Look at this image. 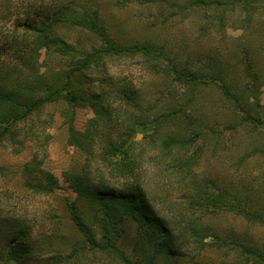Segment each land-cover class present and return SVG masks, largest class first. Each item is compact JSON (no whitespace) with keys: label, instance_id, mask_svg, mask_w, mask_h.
Here are the masks:
<instances>
[{"label":"trees","instance_id":"obj_1","mask_svg":"<svg viewBox=\"0 0 264 264\" xmlns=\"http://www.w3.org/2000/svg\"><path fill=\"white\" fill-rule=\"evenodd\" d=\"M127 1L160 3L170 6L171 16L199 17L204 34L220 33L227 21L247 31L261 16L264 38V0ZM50 2L47 7V0H0V22L14 21L11 45L16 48L10 57H0V144L15 143L21 125L46 105L62 101L69 107L68 142L88 158L81 170L65 174L75 193L64 198L65 210L77 236L66 244L60 233L63 219L53 214L52 233L41 239L50 247L60 238L68 251L36 257L46 251L32 242L31 227L0 222V264H76L90 253L115 264H158L162 258L177 259L186 251L199 255L208 248L231 257L230 264H264V243L206 221L230 212L264 227V176L255 188L199 169L206 152L225 148L229 134L241 129L263 141H256L239 163L264 158V104L258 101L264 71L250 51L239 57L237 66L212 56L206 61L185 59L154 41H118L90 0ZM62 25L88 30L100 44L78 48L59 33ZM42 49L61 64L38 76L26 72L22 64ZM128 59H139L161 77L155 96L146 99L128 74L113 73L117 63ZM208 91L232 115L223 127L210 124L203 113ZM78 107L97 113L93 128L75 127ZM150 173L159 178L163 195L150 191ZM24 177L25 187L36 194L53 195L60 188L56 174L37 157L24 165ZM173 193L180 196L181 208L168 214L158 204ZM132 226L128 250L124 240Z\"/></svg>","mask_w":264,"mask_h":264},{"label":"rangeland","instance_id":"obj_2","mask_svg":"<svg viewBox=\"0 0 264 264\" xmlns=\"http://www.w3.org/2000/svg\"><path fill=\"white\" fill-rule=\"evenodd\" d=\"M47 1L45 6L50 7L51 2ZM168 1L185 3L187 0ZM89 3L93 8H99L101 20L110 35L122 43L154 41L165 46L171 54L185 59L206 61L212 56L234 66L238 65L239 57L249 50L256 66L264 71V38L259 32L261 16L255 19L253 27L247 31L227 21L220 33L211 31L210 34H204L199 17L182 14L171 16L169 5L163 7L160 3L141 4L127 0H90ZM13 26L14 21L0 22V57H10L16 50L11 45ZM58 31L78 48L90 49L100 44L99 37L85 29L62 25L58 27ZM51 59L42 49L33 61L22 64V68L38 76L45 73L50 66L61 64L58 57ZM18 63L20 65L22 61ZM113 73L116 76L128 74L146 99L155 96L162 84L161 77L151 73L139 59L122 60L117 63ZM258 101L264 104V75ZM203 103V113L210 124H219L223 127L224 123L232 120L231 113L223 107L214 91L206 93ZM68 111L69 107L62 101L48 104L31 121L21 125V134L15 143L7 141L0 144V167L3 168L0 171V222L4 221L5 224L11 222L15 226L22 223L31 227L32 242L37 247L42 246L46 251L44 255L37 254L36 257L55 254L53 252L55 250L68 251L67 245L62 244L60 238H54L50 247L41 239L43 235L52 233L53 214L63 219L60 233L66 244L77 236L65 210L64 198L67 195L75 197V193L65 180V174L81 170L88 158L87 154L68 142L69 131L65 115ZM74 113V124L78 130L83 131L95 126L98 115L93 109L78 107ZM229 137L225 148L205 153L201 160L200 173L232 180L238 186L246 183L258 187L264 176V158L254 156L247 162H239L240 158L253 148L256 141L260 143L263 138L249 137L242 129L233 136L229 134ZM35 157L42 162L45 169L55 173L59 179L60 188L53 195L33 193L24 185V165ZM158 182L159 178L150 173L148 178L150 191L163 195L165 191L158 186ZM181 203L180 196L173 193L167 201L159 203L158 207L165 213L173 214L181 208ZM206 221L218 229H235L247 233L260 243H264V227L251 224L236 214L230 212L213 214L206 218ZM133 233L134 226L124 240L125 248L128 250L131 248ZM230 263L231 257L208 248L199 255L186 251L185 255L177 259L162 258L158 264ZM76 264L115 263L90 253Z\"/></svg>","mask_w":264,"mask_h":264}]
</instances>
